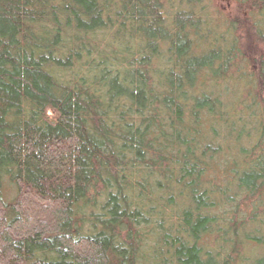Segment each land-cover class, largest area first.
Instances as JSON below:
<instances>
[{
  "label": "trees",
  "instance_id": "obj_1",
  "mask_svg": "<svg viewBox=\"0 0 264 264\" xmlns=\"http://www.w3.org/2000/svg\"><path fill=\"white\" fill-rule=\"evenodd\" d=\"M229 1L0 0V264H264V0Z\"/></svg>",
  "mask_w": 264,
  "mask_h": 264
},
{
  "label": "rangeland",
  "instance_id": "obj_2",
  "mask_svg": "<svg viewBox=\"0 0 264 264\" xmlns=\"http://www.w3.org/2000/svg\"><path fill=\"white\" fill-rule=\"evenodd\" d=\"M225 2H228L229 3L230 1L229 0H225ZM223 3H224V1H223Z\"/></svg>",
  "mask_w": 264,
  "mask_h": 264
}]
</instances>
